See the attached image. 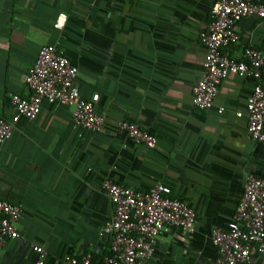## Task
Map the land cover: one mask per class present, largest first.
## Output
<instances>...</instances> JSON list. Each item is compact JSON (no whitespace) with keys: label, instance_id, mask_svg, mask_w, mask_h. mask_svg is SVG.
Segmentation results:
<instances>
[{"label":"crops","instance_id":"crops-1","mask_svg":"<svg viewBox=\"0 0 264 264\" xmlns=\"http://www.w3.org/2000/svg\"><path fill=\"white\" fill-rule=\"evenodd\" d=\"M216 1L0 0V116L14 112L10 94L32 93L25 79L40 48L59 43L78 67L81 97L106 118L103 131H89L74 124L73 106L44 102L0 143V198L22 210L19 236L6 239L0 264H32L33 244L46 248L47 264L106 254L111 238L101 230L114 215L106 178L142 191L164 184L196 209L195 231L166 232L152 264L214 262L212 230L231 227L248 175L264 177V141L247 128L253 83L229 75L213 108L193 105L207 54L200 34ZM62 11L68 20L59 29ZM238 25L239 40L224 52L241 59L253 45L264 54V18ZM124 119L153 132L156 146L119 131ZM254 264H264V253Z\"/></svg>","mask_w":264,"mask_h":264},{"label":"built area","instance_id":"built-area-1","mask_svg":"<svg viewBox=\"0 0 264 264\" xmlns=\"http://www.w3.org/2000/svg\"><path fill=\"white\" fill-rule=\"evenodd\" d=\"M248 16L264 18V0H217L211 10V20L200 38L207 48L202 78L193 87V105L210 110L215 105L219 86L229 75L243 76L253 83L247 101L248 133L257 141H264V54L253 45L246 46L243 58L224 52L240 38L238 24ZM68 14L60 12L54 23L65 27ZM78 67L72 63L59 43L46 44L39 50L31 71L26 75L29 96L10 94L14 109L10 117L0 116V143L10 139L21 119L34 120L42 105H71L73 122L86 130L101 132L106 118L98 113L95 102L81 97L76 83ZM224 108L218 109L223 113ZM241 111L237 115L241 116ZM119 131H125L133 142L149 148L156 146L157 136L131 120L117 122ZM110 197L113 218L107 221L101 235L111 238L110 254L97 264H152L151 258L159 240L174 227L194 232L197 211L189 203L174 197L172 189L156 184L149 191L123 185L112 178L102 184ZM22 216L21 207L0 198V253L6 239L19 236L17 222ZM212 242L217 256L212 264H254L264 253V177L248 175L229 229L214 228ZM36 259L32 264H47L48 253L41 244H33ZM66 264H94L92 253L72 254Z\"/></svg>","mask_w":264,"mask_h":264},{"label":"trees","instance_id":"trees-1","mask_svg":"<svg viewBox=\"0 0 264 264\" xmlns=\"http://www.w3.org/2000/svg\"><path fill=\"white\" fill-rule=\"evenodd\" d=\"M106 254H110V250ZM106 254L100 255V256H95L94 255V262L93 263L97 264V262L101 261Z\"/></svg>","mask_w":264,"mask_h":264}]
</instances>
